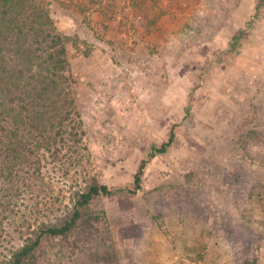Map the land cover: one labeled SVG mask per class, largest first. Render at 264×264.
Here are the masks:
<instances>
[{"label": "rangeland", "instance_id": "1", "mask_svg": "<svg viewBox=\"0 0 264 264\" xmlns=\"http://www.w3.org/2000/svg\"><path fill=\"white\" fill-rule=\"evenodd\" d=\"M44 2L68 38L87 149L69 179L46 174L39 198H22L0 264L85 177L115 196L38 264H264V0ZM234 40L239 54L216 63Z\"/></svg>", "mask_w": 264, "mask_h": 264}, {"label": "trees", "instance_id": "2", "mask_svg": "<svg viewBox=\"0 0 264 264\" xmlns=\"http://www.w3.org/2000/svg\"><path fill=\"white\" fill-rule=\"evenodd\" d=\"M67 43L44 0H0V235L22 198H39L46 174L69 179L82 165L86 133L72 88ZM239 46L234 40L216 63L227 54V61L232 60ZM175 127L166 142L151 146V157L168 152ZM145 164L135 174L136 190ZM69 195L66 211L60 216L50 211L47 221L33 229L28 224L22 244L1 264H38L44 247L67 242L77 231L92 232L100 220L94 205L115 191L85 177Z\"/></svg>", "mask_w": 264, "mask_h": 264}]
</instances>
